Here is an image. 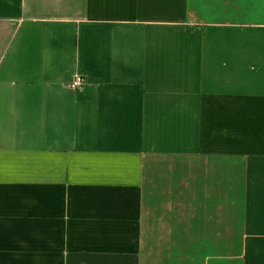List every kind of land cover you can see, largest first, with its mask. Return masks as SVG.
<instances>
[{
  "label": "crops",
  "instance_id": "obj_1",
  "mask_svg": "<svg viewBox=\"0 0 264 264\" xmlns=\"http://www.w3.org/2000/svg\"><path fill=\"white\" fill-rule=\"evenodd\" d=\"M0 264H264V0H0Z\"/></svg>",
  "mask_w": 264,
  "mask_h": 264
},
{
  "label": "rangeland",
  "instance_id": "obj_2",
  "mask_svg": "<svg viewBox=\"0 0 264 264\" xmlns=\"http://www.w3.org/2000/svg\"><path fill=\"white\" fill-rule=\"evenodd\" d=\"M192 146H193V152L194 151H197V148H196V144L198 142V122H192ZM192 157H193V181L198 177V172H199V154L198 153H193L192 154ZM193 187V198L196 194V186H192ZM215 201H211V202H208V206H207V209H206V212H207V215H208V233H209V241L211 240V238L215 235V226H216V223H215V212L216 211V206H215ZM195 208V205L193 204V209ZM225 236V249L229 247V241H230V238L227 237V234L225 233L224 234Z\"/></svg>",
  "mask_w": 264,
  "mask_h": 264
},
{
  "label": "built area",
  "instance_id": "obj_3",
  "mask_svg": "<svg viewBox=\"0 0 264 264\" xmlns=\"http://www.w3.org/2000/svg\"><path fill=\"white\" fill-rule=\"evenodd\" d=\"M86 83V78L83 75H76L72 82H71V87L73 88H80Z\"/></svg>",
  "mask_w": 264,
  "mask_h": 264
}]
</instances>
